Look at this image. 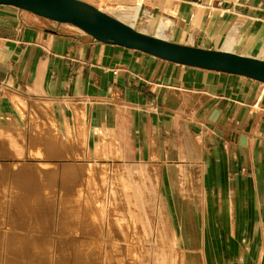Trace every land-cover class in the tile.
Returning <instances> with one entry per match:
<instances>
[{
  "label": "crops",
  "instance_id": "0c3cea01",
  "mask_svg": "<svg viewBox=\"0 0 264 264\" xmlns=\"http://www.w3.org/2000/svg\"><path fill=\"white\" fill-rule=\"evenodd\" d=\"M83 1L151 35L159 16L168 40L264 59V0H173L175 14L167 0ZM24 100L83 144L74 158L121 171L132 198L155 192L180 264H264V82L0 5V110Z\"/></svg>",
  "mask_w": 264,
  "mask_h": 264
},
{
  "label": "rangeland",
  "instance_id": "374dc122",
  "mask_svg": "<svg viewBox=\"0 0 264 264\" xmlns=\"http://www.w3.org/2000/svg\"><path fill=\"white\" fill-rule=\"evenodd\" d=\"M15 105L13 115L0 110V264H95L98 244V264L107 244L111 264H180L154 191L132 198L121 171L74 158L83 144L58 136L34 103Z\"/></svg>",
  "mask_w": 264,
  "mask_h": 264
},
{
  "label": "water",
  "instance_id": "95a60500",
  "mask_svg": "<svg viewBox=\"0 0 264 264\" xmlns=\"http://www.w3.org/2000/svg\"><path fill=\"white\" fill-rule=\"evenodd\" d=\"M57 23L71 24L93 38L149 53L158 58L264 82V59L231 50L182 44L136 29L83 0H0Z\"/></svg>",
  "mask_w": 264,
  "mask_h": 264
},
{
  "label": "bare ground",
  "instance_id": "6f19581e",
  "mask_svg": "<svg viewBox=\"0 0 264 264\" xmlns=\"http://www.w3.org/2000/svg\"><path fill=\"white\" fill-rule=\"evenodd\" d=\"M171 3H172V1L171 0H167V2H166V4L162 7L164 10H166L167 12H169L170 14H175L176 13V4H175V2H173V4H175L174 6L173 5H171ZM101 8V7H100ZM166 17V16H165ZM125 22V21H124ZM127 23V22H126ZM171 23V21L168 19V18H161L160 19V17L158 16L157 17V21H156V24H155V28H156V30L157 31H154V35L155 36H159V37H165L166 36V34H165V31H164V29H165V27L166 26H168L169 24ZM166 31H169V30H166ZM83 106V105H82ZM75 108V107H74ZM84 131V130H83ZM81 132V131H80ZM83 139V138H82ZM43 164V163H42ZM20 173V172H19ZM13 174V173H12ZM22 174V173H21ZM27 174H29V173H27ZM31 174H33V173H31ZM11 175V174H10ZM9 175V176H10ZM31 176V175H30ZM29 176V177H30ZM22 178V177H21ZM24 178H25V176H24ZM32 178V177H31ZM35 188V187H34ZM25 191V190H24ZM25 193V192H24ZM23 193V194H24ZM22 195V194H21ZM25 196H26V193L24 194ZM27 195H30V194H27ZM21 197H23V195L21 196ZM24 199H25V197H23ZM29 198V197H28ZM27 198V199H28ZM14 199V198H13ZM31 199V198H30ZM16 202V201H15ZM16 203H18V202H16ZM34 203V202H33ZM97 205V208H99L98 210H99V212H102L101 211V208H100V206H99V204H96ZM32 206V205H31ZM28 209V208H27ZM37 210V209H36ZM24 211V210H23ZM33 212H34V210H33ZM37 212H39V210H37ZM36 213V212H35ZM34 213V214H35ZM40 214V213H39ZM109 219V218H108ZM109 222V221H108ZM108 225V224H107ZM106 225V226H107ZM110 225V224H109ZM108 228H109V226H108ZM107 228V229H108ZM110 231H111V228L109 229ZM108 230V231H109ZM84 232V235H85V231H83ZM112 232V231H111ZM78 233V232H77ZM88 233V232H87ZM234 233H235V231H234ZM81 235V234H80ZM82 236H83V234H82ZM85 236H87V235H85ZM80 237V236H79ZM75 238V237H74ZM68 239H70V238H68ZM72 240V239H71ZM70 240V241H71ZM76 240H77V238H76ZM109 240V239H108ZM111 240V239H110ZM110 240H109V242H110ZM70 241H69V245H70ZM66 242V241H65ZM68 242V241H67ZM108 242V241H107ZM108 242V243H109ZM71 243H73V242H71ZM77 243V242H76ZM114 243V242H113ZM112 244H109V246H108V244H107V246H105L106 248H105V264H111V249L113 248L112 246H111ZM231 246H232V243H231ZM100 249H101V245L100 244H98V246H97V252L95 253V255H94V259L96 260H94L93 259V261H95V264H98V260H99V255H100ZM74 258V257H73ZM76 258V257H75ZM71 260H72V258H71ZM86 260V259H85ZM87 260H90L91 261V259L89 258L88 259V257H87ZM70 261V260H69ZM73 261H76V259L74 260L73 259ZM92 261V262H93ZM77 262V261H76ZM75 262V263H76ZM70 263V262H69ZM72 263V262H71ZM86 263H89V262H87L86 261ZM74 264V263H73ZM89 264H91V263H89ZM133 264H137V263H134L133 262Z\"/></svg>",
  "mask_w": 264,
  "mask_h": 264
},
{
  "label": "built area",
  "instance_id": "2783aa9c",
  "mask_svg": "<svg viewBox=\"0 0 264 264\" xmlns=\"http://www.w3.org/2000/svg\"><path fill=\"white\" fill-rule=\"evenodd\" d=\"M150 102L152 103V102H153V99H151ZM151 108H153L152 105H148V106H147V109H151Z\"/></svg>",
  "mask_w": 264,
  "mask_h": 264
}]
</instances>
